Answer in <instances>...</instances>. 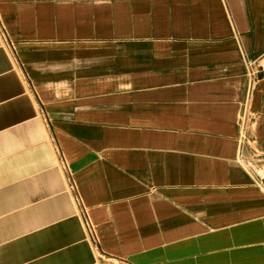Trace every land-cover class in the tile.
<instances>
[{"label":"crops","instance_id":"crops-1","mask_svg":"<svg viewBox=\"0 0 264 264\" xmlns=\"http://www.w3.org/2000/svg\"><path fill=\"white\" fill-rule=\"evenodd\" d=\"M248 162L264 0H0V264H264Z\"/></svg>","mask_w":264,"mask_h":264},{"label":"built area","instance_id":"built-area-1","mask_svg":"<svg viewBox=\"0 0 264 264\" xmlns=\"http://www.w3.org/2000/svg\"><path fill=\"white\" fill-rule=\"evenodd\" d=\"M247 165L250 168L254 182L256 183L258 187H260L262 191H264V166L263 165H253V163H250V162H248ZM84 214H85L84 215L85 222L90 231V234L92 235L94 241H97V236H96L94 226L92 225L85 210H84Z\"/></svg>","mask_w":264,"mask_h":264}]
</instances>
